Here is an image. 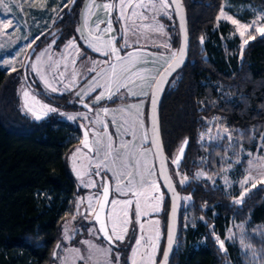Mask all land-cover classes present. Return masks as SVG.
<instances>
[{"label":"trees","instance_id":"trees-1","mask_svg":"<svg viewBox=\"0 0 264 264\" xmlns=\"http://www.w3.org/2000/svg\"><path fill=\"white\" fill-rule=\"evenodd\" d=\"M183 1L189 22V59L172 76L164 91L160 121L176 187L182 199L191 198L194 211L202 221L184 240L182 202L178 238L170 264H252L251 256L239 244L226 242L225 250H221L216 241V237L226 238L232 224L241 223L248 232L259 231L249 234L248 241L258 251L255 264H264V184L249 191L242 203L237 204L225 191L194 178L197 169L207 168L208 163L199 162L202 151L198 140L199 132L212 117L221 118L229 129L247 141V146H254V137H264V36H256L243 50L232 47L229 55L219 44L212 45L219 43L216 27L226 1L264 10V0ZM82 4L83 0H76L63 9L61 21L31 48L35 54L57 35L64 37L62 44L76 35ZM171 12L170 19L167 16L158 19L167 26L172 48L178 49L180 30L173 9ZM251 17L247 11L242 19ZM221 28L226 34L229 26ZM34 81L29 65L15 71L0 68V264H53L58 258L60 248L56 256L53 253L56 245H60L63 227L75 214L77 195L83 193L68 166V156L79 143L76 136H81L80 125L55 118L40 122L31 119L21 111L18 89L25 82L40 99L65 111L81 106L70 104L69 95L45 92ZM217 85L233 97L219 95ZM185 140L187 145L179 170L188 181L181 184L175 177L172 159ZM161 189L164 228L160 254L170 206ZM191 234L202 235L205 243L197 248L190 245Z\"/></svg>","mask_w":264,"mask_h":264},{"label":"rangeland","instance_id":"rangeland-1","mask_svg":"<svg viewBox=\"0 0 264 264\" xmlns=\"http://www.w3.org/2000/svg\"><path fill=\"white\" fill-rule=\"evenodd\" d=\"M21 2L23 3V0H21ZM30 3L31 0H28V3H23L22 11L18 8L13 7L11 12L7 13V15L14 18V21L19 22L18 31H13L10 28L6 30V32L8 33L7 35H0V68L5 69L7 71H13V68H15V70L21 69L24 66L26 57L31 48L37 41L41 40L43 37L46 36V34L50 33L55 28L58 22L61 21L63 15V10L61 11V9L66 8L64 7V4H67V6L70 4L68 0H38L35 6L30 7ZM85 3L86 0H83V4L80 7L79 19L76 22V35L71 36L69 39L71 40L73 37H75L76 43L80 48V53L76 57L75 64V67L79 72V75L76 78V85L71 87L70 89L64 88V84L68 83L69 78L72 74L71 67L65 70V57H67L68 60H71L72 50L69 49L67 52L65 51V45L69 41H67L66 44L63 45L61 40L64 37L62 38L61 35L55 36L46 48L40 49L36 54H34L33 58L29 63V74L33 81L36 80V82L34 81V83L38 82L45 92L52 95H69L70 104H78L81 102H85L89 105V107L93 108V111L90 112L86 108H82V106L81 108L74 111H65L63 109L55 107L40 99L25 82L21 83V85L19 86L18 95L20 99L21 111L35 121L40 122L48 120L50 118H55L59 121L71 122L75 125H84L88 129L90 128V130L92 131L93 129H100L102 127V125H97L94 123V121L97 119L98 113L99 118L105 123H107L108 127H112L113 125V123L110 121V115L105 116L101 111L103 108H108V106L113 105L116 106L117 104L119 108H127L129 105H140L146 96L147 98H150L151 89L147 87L141 88L137 85L151 84V77H158L159 73L166 67L164 60L161 59V54L165 57H168V53L165 51L164 48L154 46L153 41H155V44L157 45L161 44L165 40H167L170 35L167 32V26L165 27L164 25V32L167 34L166 36L161 35L160 33H151L149 31V35L151 38L144 39L143 37H141L139 44L136 43L135 36H133L131 33L128 34L130 47L124 48L121 51L120 55L125 56L129 52H134L138 57H140V61L134 66H132L131 69L124 74V77L126 78L128 76H132L133 73L137 72L141 73L143 76L148 77V79L136 78L135 85L129 84V87L134 88L136 92L135 95H129L127 94V89L121 88L120 91L113 95L111 99H108L107 96H105L98 103H94L93 98L103 91L102 88H96L95 91H91L88 95L84 97L83 100H81V96L77 95L76 93L78 91H81L82 89H86L88 80H86L85 77L91 79L92 77L96 76V73L88 71L92 61L95 60L103 62L108 59L107 57L101 55L99 52H94L91 49L87 48L84 42L79 39L80 33L77 31V29L80 28L82 24L83 5ZM41 4H43L44 6L41 7ZM52 9H55V11H52ZM171 9H169L170 14H172ZM222 10L227 13L228 16H231L232 18L238 20L241 24H247L251 23L252 21H257V26L264 27V20L260 19V17L264 16V10L262 9L254 8L250 5L236 6L231 4L229 1H226L223 5ZM247 11L252 14V17L243 20L242 18H244V15ZM4 15L5 10L3 8H0V18H3ZM99 15L100 13L94 14L90 20V24H93L97 16ZM112 16V27L115 31L111 32L108 35L117 37V39L115 40V46L117 48H122L123 41L120 39V36L123 35V33L120 24L115 20L116 13L113 12ZM144 23H148V21H145ZM224 25L229 26L228 32L226 34L222 32L221 28ZM103 27L104 25L101 24V28ZM216 29L219 31V43L214 42V44H212L213 47H218L219 44L220 47L223 49L224 53H226V55H229V52L231 51L232 47L241 49L242 38L239 36V33L235 31V25H233L230 21L220 18V14L218 17V25ZM249 32L253 33L255 37L261 36V34L259 32H256L254 28L249 29ZM105 39H107V35L105 36ZM243 39H248V34H246ZM250 40L252 39H249L248 42ZM245 46L246 45H244L243 48ZM172 50L175 51L177 49L172 48ZM38 57L40 58L39 62L37 61ZM57 64L58 67H56ZM33 65L36 66L35 69L33 68ZM50 65L52 67H50ZM99 67L107 68L108 64H101ZM99 67L97 69L98 71ZM61 72H64L63 83H60L58 79L59 74ZM45 79H47L48 83H53L55 81V86L58 88V91L53 92L50 88H47L45 84ZM114 88L115 85H113V89ZM216 88L217 93H219V95L223 97L230 95V93L224 90L221 86L217 85ZM26 91L29 93L28 106L33 108L34 111H41L40 105L36 103V101H39L42 104L49 105L52 108H56L57 111L47 113V115L43 116V118L40 120L35 119L34 116L25 108V98L23 96V93ZM141 92H148L149 95H141ZM230 97H233V95H230ZM110 101L115 102L112 105H109L108 103ZM61 113H63V115H61ZM81 113L87 114L88 119H83V117L80 115ZM69 115L76 116L77 118L75 120H69L67 119ZM127 118L129 120L128 123H126ZM132 119L133 117L128 115L127 113H122L118 115V120L115 123V125H118L116 126L117 131L111 134H113L114 138V148L117 147L116 145L119 144L121 140L131 142L129 144V148L135 153V155L130 159V163H134L135 160H139L141 171L144 170L145 165L149 169H151L152 175L149 178L155 180L159 188L158 191L149 189L148 193H146L145 195H151L155 197L160 196L162 194L163 196L162 203H160L159 206V210L154 211L152 208L147 209L149 214L145 217H142L140 221L141 223H145V221L147 220H151L153 222L151 224L145 223L146 235H154L156 228L158 227L159 229V253L156 256V264H158L160 260V249L162 245L164 228V219L161 215L163 212L164 195L160 183L158 182V174L154 165L155 159L152 149L148 146L144 147V143H141V128L138 124L133 128L131 124ZM90 136L91 141L95 139L91 134ZM262 137L263 136L258 138L254 137V146H247V141H245L242 136L235 134V132L229 129L227 125L222 122L221 118L212 117L206 122V126L199 132L198 140L200 144V149L202 151L199 162L208 163L206 164L207 168L197 169L194 172V178L196 180H202L207 183H210L211 187H213L214 189H221L225 191L227 194L233 197L235 203L237 200H240L241 196H243L244 199V197L249 191L253 190L255 187L261 184H264L259 182L260 177L256 173H253V175L256 177L255 180L250 179L249 183L243 186H241V184L239 183L244 179L245 175L247 174L245 171L248 167L246 161L249 159L247 154L252 153L253 156L264 155V147H261V145H264V139H262ZM76 139L79 141V143H77L73 147L70 155L68 156V166L71 173L75 177L79 187L83 189V193L77 195V199L75 202V214L73 216L75 218H73V220H66V223L63 227L64 234L60 241V250L58 253V258L54 261L53 264H62V261L65 256L74 258L75 264H85V261H81L78 258H75L74 254L69 253L68 251L71 248H78L80 249L82 254L87 255L88 249L87 246L83 243V241H91L101 247L110 246L112 251V264H117V253L119 254L118 264H124L125 262L131 264V248L134 246V244L130 243V241H134L135 237L133 236V228L137 227L136 220L134 218L135 197H132L131 194H129V196H122L116 193L115 182L112 178L111 173L105 171L103 168L100 170V176L92 175V173H94L96 169L94 165H89L86 156H92L93 154L88 153V149L84 148L80 144L81 136H76ZM77 149L81 150L78 154ZM177 153L178 151L176 152V154ZM74 154H77V159L75 161L76 170H74V164L71 159ZM176 154L173 159H175ZM183 155L180 158L179 167L181 165ZM237 156H239L240 158L239 163L235 162ZM230 165L231 167H229ZM173 166L175 169V177L178 181H180V179L184 175L180 172L179 168L177 169L176 165L173 164ZM85 169H87L89 175H85L84 180H95L96 187H85L84 183H82L81 179L77 175L78 171L83 174ZM225 169L228 170L225 171ZM197 173H203V175L197 176ZM133 176L134 178L138 179V177L136 176L135 168L133 169ZM104 177H107V179L109 178L108 180H110L112 184V195L110 202L114 198L119 200H125L129 198L133 199V205L129 209V215L130 217H132V220L128 226L127 235L125 236L123 242L115 241L112 245L108 244V242L103 238L100 232L92 231L93 229H98L99 226L94 218L95 213L89 214V212L87 211V197L100 191V183ZM225 177H227V183L225 182ZM252 183H255V187H251ZM246 189L247 191H245ZM186 198H188V196L183 199V230L186 233L184 240H187V234H190L189 231H195L197 229V225L202 221V218L199 217L194 211L191 198ZM81 199L84 200L83 204H80ZM141 203H144V198L141 199ZM149 203L155 204L156 201L151 200L149 201ZM241 203L242 202L237 204ZM78 204L80 205V214H77L76 212V207ZM108 212L109 208L107 211V215ZM117 212H119V206L117 207ZM73 221L78 224L72 225ZM155 221H159V224L156 225ZM81 223H83L82 226ZM66 227L68 229V235L71 237L70 240L65 239ZM257 233H259L258 230H255L252 233L248 232L246 226L242 223L232 224L227 231L226 238L223 240L224 248L226 242L239 244L242 248V251L247 252V254L251 256L252 264H255L258 258V251L252 246L250 249H247L244 247V245H251L248 241V235H253ZM191 237L192 239L190 245L196 248L205 243L204 237L202 235L191 234ZM242 239L244 241V244H241ZM30 240L31 242H33V239ZM253 250L256 253L255 257H253L252 255ZM88 264H91V262H88Z\"/></svg>","mask_w":264,"mask_h":264},{"label":"snow or ice","instance_id":"snow-or-ice-1","mask_svg":"<svg viewBox=\"0 0 264 264\" xmlns=\"http://www.w3.org/2000/svg\"><path fill=\"white\" fill-rule=\"evenodd\" d=\"M38 0H31L30 7L35 6ZM69 3L75 4L76 0H68ZM23 3H28V0H23ZM23 3L21 0H0V8L5 10V15L3 18H0V35H7V29H12L13 31L19 30V22L14 21V18L7 15L11 12L12 8H18L21 11L23 10ZM175 5V11L178 14L182 13V5L180 0H86V3L83 5L82 13V24L81 27L77 29L80 33L79 39L84 42L87 48L91 49L94 52H99L101 55L107 57L108 59L99 62L93 60L88 71L96 73L95 77L89 79L86 85V89L78 91L76 94L81 96V100L84 99L91 91H95L96 88H102L103 91L100 92L96 97L93 98L94 103H98L102 98L107 96L108 99H111L113 95L120 91L121 88L127 89V94L135 95L136 92L134 88L129 87V84L135 85L136 78L148 79V77L143 76L141 73H133L132 76L124 77V74L131 69L136 63L140 61V57L134 52H129L125 56H121L120 53L124 48L130 47L128 34L131 33L136 37V43L139 44L140 38L150 39L149 31L151 33H160L161 35H167L164 32V26L159 22L158 17L163 15L171 18L169 9ZM44 5L41 4V7ZM64 7H67V4H64ZM63 9H61L62 11ZM55 11V9H52ZM115 12V20L120 24L123 35L120 36V39L123 41V47L117 48L115 46V40L117 37L108 35L111 32L115 31L112 27L113 25V16L112 13ZM96 13H100L97 16L95 22L90 24L92 16ZM220 18L230 21L235 25V31L239 33V36L242 38L241 49L244 45L248 44L249 39H255V35L249 32V29H255L256 32H259L264 36V27L257 26V21H252L251 23L241 24L238 20L228 16L223 10H221ZM264 20V16L260 17ZM148 21V23H144ZM101 24L104 25L101 28ZM181 28L184 30V19L181 14ZM184 41L179 47V49L173 51L171 44L169 42L170 37L161 44H155L154 46L162 47L169 54L168 57H165L161 54V59L164 60L166 67L164 71L159 74L158 77H151L152 83L145 85L140 84L138 87H147L150 88L151 98H150V108L151 113L148 117L149 128L145 129L144 127V113L142 105H129L127 108L118 109L121 113H127L132 116V127L134 128L137 124L142 129V139L141 143H147L151 141V145L156 148V155L162 156V148L158 142V122L156 117V107L158 102V95L162 91L161 85L166 82V77L174 72L183 63V58L186 51L187 44V33L184 30ZM248 34V39H243L245 35ZM107 35V39L105 36ZM203 38H201V41ZM69 49L72 50V58L68 60L65 57V70L69 67L72 68V74L69 78L67 84H64V88L70 89L75 86L77 83V76L79 72L77 71L76 57L80 53V48L76 43V38L73 37L65 45V51ZM155 55V54H153ZM39 57L37 61L39 62ZM101 64H108L107 68L99 67ZM35 65L33 68L35 69ZM50 67H52L50 65ZM58 67V64L56 65ZM99 67V71L97 70ZM15 71V68L12 69ZM55 70V69H53ZM64 72L59 74V82L63 83ZM45 84L47 88H50L51 91L56 92L58 88L55 86V81L53 83H48L45 79ZM113 85L115 88L113 89ZM83 93V94H82ZM62 94V93H61ZM141 95H149L148 92H141ZM25 98V108L30 112L35 119L40 120L43 116L47 115L49 112H56V108H52L49 105L42 104L39 101H36L40 105V112L34 111L33 108L28 106V97L29 93L26 91L23 93ZM85 108H91L88 104H84ZM105 116L108 115L109 109L103 108L101 110ZM63 115V113H61ZM83 119L87 120V114H80ZM77 117L69 115L67 119L75 120ZM97 125H102L101 129H93L91 135L95 138L94 140H89V131L85 130L83 138V147L88 149V153L93 154L92 156H86L88 159L89 165H94L96 171L92 175L100 176L101 169L110 172L112 178L115 182V192L122 196L135 197V208H134V218L136 220L137 227L133 228V236L135 237L134 241H130L134 246L131 248V264H156V256L159 253V239L160 232L158 227L155 230L154 235L145 234V223H153L151 220L141 223V218L147 216L149 213L147 209L152 208L154 211L159 210L160 203H162L163 196H151L145 195L148 193L149 189L158 191L159 186L156 184L155 180L150 179L152 175L151 169L146 165L144 170H140V161L135 160L134 163H130V159L134 157L135 153L130 150L129 144L131 142H126L121 140L119 145L114 148V138L113 134L107 132L108 124L99 118V113L97 114V119L94 121ZM112 123H116L115 118H113ZM127 123V121H126ZM264 139V137H262ZM187 145L185 140L176 154L175 159L172 163L176 165L177 169L179 168V161L183 155L184 148ZM264 147V145H261ZM123 150V151H121ZM80 149H77V154L80 153ZM77 154H74L71 159L75 168V161L77 159ZM249 159L246 161L248 167L245 170L246 175L242 181L239 183L241 186L248 184L249 180H255L253 173L259 175L260 183H264V155L253 156L252 153L247 154ZM236 163L240 162L239 156L235 161ZM231 167V165L229 166ZM136 170L137 178L133 176V169ZM228 169H225L227 171ZM147 173V174H145ZM77 175L84 183L85 187L94 188L96 187V181L89 179L88 181L84 180L85 175H89L87 169L84 173L81 174L79 171ZM160 175L163 176L165 182L168 184V187L173 191V194L176 195L175 190L171 184V178L167 175V172L164 168L163 159H161ZM203 175V173H197V176ZM188 177L183 176L180 179V183L183 184L187 181ZM225 182L227 183V177H225ZM251 187H255V183L251 184ZM247 191V189L245 190ZM109 193L110 185L107 177H104L100 183V191L94 193L87 197V211L89 214L95 213V221L100 225L98 229H93V232L103 233L104 239L108 242L109 245H112L115 241L123 242L125 236L128 232V226L131 223L132 217L129 215V209L133 205V199H112L109 204ZM144 198V203H141V199ZM190 199V197L186 198ZM243 196L240 200H237L236 203L242 202ZM156 201L155 204L149 203V201ZM84 200L81 199L80 204H83ZM119 206V212H117V207ZM97 207L99 211H97ZM109 208L107 217L105 218V208ZM77 214H80V205L76 207ZM75 218V217H73ZM174 220H175V210L173 209V228L169 230L167 238V248L160 254L162 259V264H167L168 254L171 251L174 235ZM155 224L158 225L159 221H155ZM65 239L70 240L71 237L68 235V229L65 228ZM216 241L219 244L221 250H225L224 241L220 240L219 237H216ZM87 246L88 253L84 255L81 253L78 248L69 249V253L74 254L75 258H78L81 261H85V264L91 262V264H112V251L111 247H101L94 244L91 241H83ZM241 244H244L243 239ZM245 248L250 249L251 245H244ZM57 248H60V245H57ZM253 257L256 256L255 251L252 252ZM75 264V259L65 256L62 264ZM117 264L119 262V254H116Z\"/></svg>","mask_w":264,"mask_h":264},{"label":"water","instance_id":"water-1","mask_svg":"<svg viewBox=\"0 0 264 264\" xmlns=\"http://www.w3.org/2000/svg\"><path fill=\"white\" fill-rule=\"evenodd\" d=\"M180 3L182 5V13L181 14L183 15V19H184V30H186V33H187V44H186L185 55H184V58H183V63L178 68H176V70L174 72H171V74L168 75L165 78L166 82L161 85L162 91L158 95V102H157V107H156V117H157V122H158V142H159V144L161 145V148H162V156L156 155V151L157 150H156L155 147H153L151 145V141H150V146H151V149H152V152H153V155H154V159H155V165H156V170H157V174H158V180H159V183H160L161 187L163 188L164 192L166 193V195H167V197L169 199V204H170L169 212H168V222H167V230H166V237H165V244H164L163 252L167 248V238H168L169 230L173 228V209L175 210L173 243H172L171 251L168 254L167 264H170L173 252L175 250L177 238H178V232H179V227H180V223H179L180 222V213H181L183 199H182V196H181V194L179 193V191H178V189L176 187V183H175V181H174V179H173V177L171 175V171H170V168H169L168 159H167V155H166V152H165L163 139H162L161 121H160V109H161L162 97H163L164 91H165L170 79L176 73V71H178L187 62V60L189 59L190 36H189L188 15H187V10H186V6L184 4V1L180 0ZM172 9L174 11V14L176 16V19H177V22H178V25H179V30H180V45H179V47H180L181 44L184 41V34H185L184 30H182V28H181V14H178L174 10L175 9V5L172 6ZM34 54H35V49L33 48V49H31V51L29 52V54L26 57L25 64H24L25 69L28 67V65H29L32 57L34 56ZM163 71H164V69L160 73H162ZM150 98H151V92H150ZM150 98H149L147 119H148V117H149V115L151 113ZM84 104H87V103H85V102L78 103L79 106H82L83 108H85ZM86 109L89 111V108H86ZM91 111H93V108H91ZM149 126L150 125H149V120H148V128H149ZM80 129H81L80 144L83 146L82 141H83V138H84V132H85V130L89 131V129L87 127H85L84 125H80ZM89 140L91 141L90 131H89ZM161 159H163V164H164V168H165V170L167 172V175L171 178V184H172V186H173V188L175 190L176 195L173 194V191L168 187V184L165 182L163 176L160 175ZM111 195L112 194H111V190H110L109 202H110V199H111ZM97 211H99L98 207H97ZM107 211H108V207L105 208V213H104L105 218L107 217ZM98 226L100 227L99 224H98ZM101 235L103 236V233H101ZM57 250H58V248H57V245H56V247L54 249V253H53L54 256H56ZM158 264H162V259L161 258H160Z\"/></svg>","mask_w":264,"mask_h":264},{"label":"crops","instance_id":"crops-1","mask_svg":"<svg viewBox=\"0 0 264 264\" xmlns=\"http://www.w3.org/2000/svg\"><path fill=\"white\" fill-rule=\"evenodd\" d=\"M65 44H63V45H65ZM168 56H169V54H168ZM117 105L116 106H114V105L113 106H108V108H107V109H109L108 115H110V121L111 122L113 121V118H115V121H117L118 120V115L122 114L121 112L118 111V109H120V108ZM140 105H142V109H143V113H144V127H145V129H148V123H147L148 98H147V96L144 98V100L142 101V103ZM128 122H129V120L127 118V123ZM109 125H111V124H109ZM116 126H118V125H115L113 123L112 127H108L107 128V132L108 133H115L117 131ZM100 129L102 130V127ZM89 131H91L90 128H89ZM141 131H142V129H141ZM90 134H91V132H90ZM149 142H150V140H149ZM149 142L144 143V145H145L144 147L148 146ZM118 145L119 144H117L116 146H118ZM154 165H155V160H154ZM155 168H156V165H155ZM156 172H157V170H156ZM158 182H159V180H158Z\"/></svg>","mask_w":264,"mask_h":264},{"label":"flooded vegetation","instance_id":"flooded-vegetation-1","mask_svg":"<svg viewBox=\"0 0 264 264\" xmlns=\"http://www.w3.org/2000/svg\"><path fill=\"white\" fill-rule=\"evenodd\" d=\"M108 182H109V185H110V190H111V194H112V184H111V181L110 180H108ZM69 219H71V220H73V217H70ZM75 224H78V223H76V222H72V225H75ZM83 225V223H81V226ZM58 251V250H57Z\"/></svg>","mask_w":264,"mask_h":264}]
</instances>
